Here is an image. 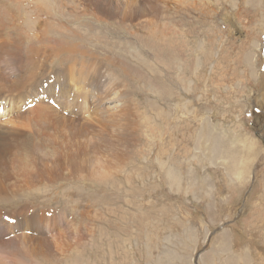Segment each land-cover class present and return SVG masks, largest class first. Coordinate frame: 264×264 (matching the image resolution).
I'll list each match as a JSON object with an SVG mask.
<instances>
[{
  "label": "rangeland",
  "instance_id": "obj_1",
  "mask_svg": "<svg viewBox=\"0 0 264 264\" xmlns=\"http://www.w3.org/2000/svg\"><path fill=\"white\" fill-rule=\"evenodd\" d=\"M37 1L50 4V24L82 51H99L138 112L131 154L91 155L104 177L38 182L1 207L38 208L41 220L55 212L54 227L59 214L76 224L58 256L31 264H236L244 251L262 263L258 244L251 250L264 233V0H132L140 12L154 11L131 26L97 22L93 0ZM82 93L64 115L91 112V95ZM243 147L259 149L247 172ZM232 237L249 248L229 246Z\"/></svg>",
  "mask_w": 264,
  "mask_h": 264
},
{
  "label": "bare ground",
  "instance_id": "obj_2",
  "mask_svg": "<svg viewBox=\"0 0 264 264\" xmlns=\"http://www.w3.org/2000/svg\"><path fill=\"white\" fill-rule=\"evenodd\" d=\"M92 2L96 11L94 18L102 24L118 21L131 26L154 11L151 9L142 13L134 8L135 1L132 0H122L120 6L114 5L113 0ZM262 3L260 13L264 12ZM49 6L42 8L37 0H0V101L4 102L3 112L0 113V264H31L39 256H56L57 252L61 253L62 245L67 244L64 237L68 235L70 223L75 224L71 220L65 222L59 214L55 227H64L61 229L64 231L54 234L52 222L55 212H45L51 216L44 215L42 220V215L36 211L38 208L4 211L2 214L1 207L14 205L19 196L17 192L25 188L32 190L38 182L50 184L88 176L104 177V168H92L91 155H114L120 149L129 155L137 141L133 127L135 122L131 119L136 118L138 111L135 107L138 104L135 103L134 107L135 101L126 82L121 81L93 53L99 51H82L84 47L72 41L61 26L55 28L51 25ZM257 28L262 30L260 25ZM106 55V60L108 58L115 63L114 66L117 65L115 58ZM82 92L91 95V112L83 117L64 115L62 110L70 109L78 102L79 96L84 97ZM106 97H109L108 100ZM251 117L249 115V122ZM255 142L251 141L252 144ZM240 149L243 155L247 153L246 159L259 155L258 148ZM46 150L50 153H43ZM253 159L246 165L243 163L245 172L251 168ZM259 164L262 172L264 156ZM29 201L34 204L33 200ZM4 215L15 218L16 223H5L2 220ZM257 233L258 238L251 251L255 252L258 244L264 254V233ZM240 239L232 237V243L227 244L232 246L243 242L247 250V241ZM223 251L221 259L225 254ZM234 255L239 259L250 256L246 251ZM246 260L241 257V262L236 264H264V259L262 263Z\"/></svg>",
  "mask_w": 264,
  "mask_h": 264
}]
</instances>
